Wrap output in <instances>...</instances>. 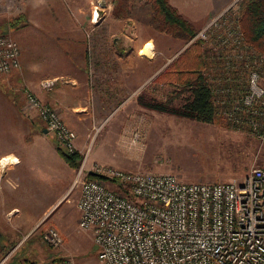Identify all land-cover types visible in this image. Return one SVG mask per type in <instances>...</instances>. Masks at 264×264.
I'll list each match as a JSON object with an SVG mask.
<instances>
[{"label": "rangeland", "instance_id": "obj_1", "mask_svg": "<svg viewBox=\"0 0 264 264\" xmlns=\"http://www.w3.org/2000/svg\"><path fill=\"white\" fill-rule=\"evenodd\" d=\"M32 1L42 2L47 12L52 15L59 13L55 9L56 5L61 3L62 7L68 8L73 3L76 8L75 14L88 15L90 22L91 0H0V33L15 31L10 34L13 38L16 32L22 35L27 27V24L23 23L25 18L22 17L23 19L17 26H11L10 20L16 17L18 12L29 9ZM103 1L111 2V4L106 13H103L93 24V30L103 29L108 24L116 23L114 22L116 18H124L119 29L124 31L125 35L120 37L127 38L130 48L132 47L135 53L138 40L139 50L141 48L139 51V83L130 85L123 100H129L127 98L132 96L137 100L142 94L160 100L166 99L179 85L176 82H170L167 77L158 78V75L194 39L199 38L202 41L204 50L208 49L209 43L196 34L191 40L172 36L173 40H170V43L168 40L161 43L156 37L145 39L146 35H150L148 33L150 29L152 32L154 27H142L138 30L137 21L139 25H142L144 21H147L146 17L150 20V0ZM240 1H235L233 9H230V13H225L223 18L228 19L230 14L236 17L239 12L235 5ZM213 17H209L206 23ZM202 28L203 26L197 28L196 31L199 32ZM82 30L86 34L92 32L91 26L82 25ZM20 39L23 40V36ZM154 42H159L162 45L161 48L166 46L162 54L155 55L157 46ZM146 44L151 45L149 54H143ZM212 44L216 45L213 42ZM19 48L21 58V43ZM211 48L220 50L225 47L216 45ZM227 53L229 54L226 58L228 62L226 66L233 68L232 58L235 61L239 59L234 57L230 51ZM208 54L214 62L216 53L209 50ZM164 61V66L158 70ZM217 66V63L210 65V84L213 89V103L216 111L212 122H202L159 112L145 108L138 102V105L127 102L126 111L123 114L122 111L116 110L122 102L115 100L110 104L105 103L102 108L96 106L94 109L90 99L86 108L82 109L84 111L75 110L79 111L75 113L79 128L75 129L64 119L56 106L50 105L61 120L76 133L73 151L81 156L78 155L80 158L78 171L81 170L79 180L86 178L88 171L95 166L129 171L172 173L183 181L240 180L252 166L263 164L264 104L258 102L247 104L244 98L249 88L251 72L256 70L260 73L261 68L251 67L246 71V68L240 67L238 72L230 71L220 76L215 73ZM259 76L258 81L264 87V75L259 74ZM43 80L52 81L49 86L43 88L40 80L43 89L51 90L59 78L48 77ZM81 141L82 145L79 146L78 142L81 143ZM55 145L58 154L67 165L74 170L78 169L67 162L60 148L67 150L56 141ZM91 156L96 160L87 170V161ZM104 157L113 158V160L103 161ZM104 181L109 186L114 185L112 181ZM77 187H79L78 181L74 189L77 190ZM77 195L71 192L67 200H61L50 211L43 219V224H40L37 229L25 235L19 234L12 238L7 246L0 247V264H97L96 246L92 242L90 232L77 225ZM47 225L58 229L61 236L59 244L52 245L41 239V234Z\"/></svg>", "mask_w": 264, "mask_h": 264}, {"label": "built area", "instance_id": "obj_2", "mask_svg": "<svg viewBox=\"0 0 264 264\" xmlns=\"http://www.w3.org/2000/svg\"><path fill=\"white\" fill-rule=\"evenodd\" d=\"M110 4L91 0L90 22H97ZM234 4L196 36L210 46L228 47L241 59V32L233 15L223 18ZM19 69L18 42L0 33V72ZM258 73L250 74L247 104H264V87L258 81L264 66ZM51 83L41 81L43 87ZM25 97L26 107L35 110L47 132L73 152L75 131L32 92L25 91ZM92 170L96 177L78 181L76 208L78 227L90 232L96 246L97 264H264V163L252 166L240 180L207 182L183 181L172 173L96 166ZM41 239L52 245L61 242L51 225Z\"/></svg>", "mask_w": 264, "mask_h": 264}, {"label": "crops", "instance_id": "obj_3", "mask_svg": "<svg viewBox=\"0 0 264 264\" xmlns=\"http://www.w3.org/2000/svg\"><path fill=\"white\" fill-rule=\"evenodd\" d=\"M234 1L238 0H169V3L197 29ZM62 6L56 5L59 13L52 15L42 2L32 1L29 9L17 13L27 24L22 35L14 34L22 46L21 67L0 73V247L7 246L19 234L37 229L71 192L80 193L79 187L74 189L79 181V168H70L58 154L53 136L35 110L26 107L25 91L49 106H56L75 129L79 128L75 119L79 111L75 110L86 108L90 99L94 109L114 100L122 102L116 109L122 114L127 102L138 105L133 96L123 100L130 85L139 83L141 50L139 40L135 53L127 38L120 37L125 35L119 29L124 18L93 30L88 15L75 14L73 3L68 8ZM149 18L142 25L137 21L138 30L149 26L155 29L152 32L150 29L145 39L156 37L161 43L167 40L170 43L173 37L158 30L151 15ZM82 25L91 26L92 32H83ZM154 43L155 55L162 54L166 46L161 48L159 42ZM48 77L59 78L51 90L40 85V80ZM95 160L92 156L88 159L87 170ZM108 160L113 158L104 157L103 161Z\"/></svg>", "mask_w": 264, "mask_h": 264}, {"label": "trees", "instance_id": "obj_4", "mask_svg": "<svg viewBox=\"0 0 264 264\" xmlns=\"http://www.w3.org/2000/svg\"><path fill=\"white\" fill-rule=\"evenodd\" d=\"M150 1L151 19L158 30L184 40H191L195 36L197 32L195 27L171 6L169 0ZM236 8L239 13L232 19L241 32L242 57L239 61L232 58L233 68L226 66L228 47L217 50L209 46L205 51L201 44L202 41L199 38L194 39L158 75V78L163 76L172 83L176 82L179 87H176L166 99L160 100L142 94L138 96L137 102L145 108L159 112L202 122H212L216 111L213 103V89L210 84V65L218 64L215 73L220 76L230 71L238 72L240 67L246 68L247 71L251 67L262 68L264 66V0H241L236 4ZM21 19L22 15L11 18L10 25L17 26ZM209 50L216 53L214 62L208 54ZM60 151L70 165L79 167L80 154L61 148ZM93 177L96 175L87 173L86 178Z\"/></svg>", "mask_w": 264, "mask_h": 264}, {"label": "bare ground", "instance_id": "obj_5", "mask_svg": "<svg viewBox=\"0 0 264 264\" xmlns=\"http://www.w3.org/2000/svg\"><path fill=\"white\" fill-rule=\"evenodd\" d=\"M151 49V45L146 44L143 48V54H149ZM152 52V51H151Z\"/></svg>", "mask_w": 264, "mask_h": 264}, {"label": "water", "instance_id": "obj_6", "mask_svg": "<svg viewBox=\"0 0 264 264\" xmlns=\"http://www.w3.org/2000/svg\"><path fill=\"white\" fill-rule=\"evenodd\" d=\"M88 173H90L91 175H97V173L92 170H89Z\"/></svg>", "mask_w": 264, "mask_h": 264}]
</instances>
